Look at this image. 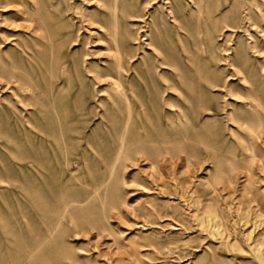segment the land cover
Masks as SVG:
<instances>
[{
    "label": "rangeland",
    "instance_id": "obj_1",
    "mask_svg": "<svg viewBox=\"0 0 264 264\" xmlns=\"http://www.w3.org/2000/svg\"><path fill=\"white\" fill-rule=\"evenodd\" d=\"M0 264H264V0H0Z\"/></svg>",
    "mask_w": 264,
    "mask_h": 264
}]
</instances>
